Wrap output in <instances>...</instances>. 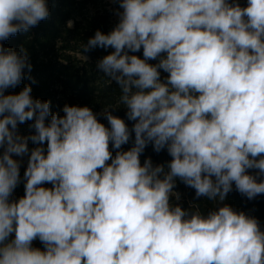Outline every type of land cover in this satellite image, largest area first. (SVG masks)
I'll use <instances>...</instances> for the list:
<instances>
[{
    "label": "clouds",
    "instance_id": "9594fccd",
    "mask_svg": "<svg viewBox=\"0 0 264 264\" xmlns=\"http://www.w3.org/2000/svg\"><path fill=\"white\" fill-rule=\"evenodd\" d=\"M118 3L113 30L83 49H113L97 69L119 86L131 130L114 107L102 111L106 127L87 106L53 114L29 85L6 94L31 65L26 49L3 41L50 11L47 0H0V264H264L256 218L227 204L204 216L171 203L177 178L216 203L233 184L248 199L264 194V0ZM141 49L143 58L130 54ZM27 121L30 137L17 131ZM132 133L133 146L113 156ZM29 139L25 195L10 201L13 157L29 154ZM149 143L167 149V168L141 164Z\"/></svg>",
    "mask_w": 264,
    "mask_h": 264
},
{
    "label": "trees",
    "instance_id": "16d2710c",
    "mask_svg": "<svg viewBox=\"0 0 264 264\" xmlns=\"http://www.w3.org/2000/svg\"><path fill=\"white\" fill-rule=\"evenodd\" d=\"M241 7L247 6V0H234ZM50 11L49 17L41 21L28 32H20L11 36L3 45L6 48L20 51L26 49L28 63L31 70L25 68V76L16 88H9L6 94H16L25 85L31 86V95L34 99L50 102V110L53 114L64 115L63 107L87 106L97 115L99 122L110 127L106 117L102 114L104 108L110 109L112 115L125 121L131 130L134 121L127 118V109L119 103L121 91L115 81H110L97 69V62L104 56L110 54L113 49L95 47L87 51L83 49L88 40L94 36L97 30L109 33L118 23L119 17L114 12H121L118 0L107 3L104 0H47ZM72 22L69 25V22ZM143 58V50L130 53ZM150 64L158 63L157 60L148 61ZM161 71V80L165 81L168 73ZM34 121L19 124L18 134L30 137L34 134L32 127ZM134 133L131 139L121 149H111L113 156L117 151H126L133 146ZM37 145L29 139V154L14 156L20 162V182L14 189L11 200H19L25 195L24 172L27 168L30 151ZM45 152L46 144L43 145ZM111 148V145H110ZM3 149H0L2 154ZM150 158L153 165H164L171 161L172 157L167 149L156 152L153 145L149 143L140 156L141 164ZM110 163V161H109ZM248 173L257 175V169H249ZM264 180V176L258 177V182ZM51 188V184L43 185ZM171 197L173 205H179L183 209L194 212L199 209L202 215L207 216L211 211L217 210L224 204L229 205L237 212H244L250 217L258 220L261 231H264V194L257 195L254 199H248L239 193L235 184L232 191L227 194L225 201L216 203L207 197H197L195 190L186 186L179 178L175 180ZM178 196V199H177ZM14 238V233L9 240ZM33 248L44 250V245L39 239L32 242Z\"/></svg>",
    "mask_w": 264,
    "mask_h": 264
},
{
    "label": "rangeland",
    "instance_id": "374dc122",
    "mask_svg": "<svg viewBox=\"0 0 264 264\" xmlns=\"http://www.w3.org/2000/svg\"><path fill=\"white\" fill-rule=\"evenodd\" d=\"M104 1L107 2V3H111V2H112V0H104ZM114 16H115V17H118L116 11L114 12Z\"/></svg>",
    "mask_w": 264,
    "mask_h": 264
}]
</instances>
